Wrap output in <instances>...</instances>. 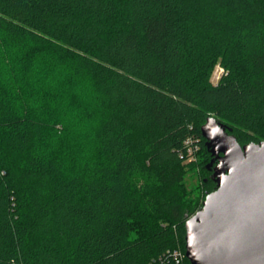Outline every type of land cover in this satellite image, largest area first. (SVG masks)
Segmentation results:
<instances>
[{
    "label": "trees",
    "instance_id": "trees-1",
    "mask_svg": "<svg viewBox=\"0 0 264 264\" xmlns=\"http://www.w3.org/2000/svg\"><path fill=\"white\" fill-rule=\"evenodd\" d=\"M210 118L264 142V0H0V264H190L185 143L205 151V201ZM140 208L169 221L133 236Z\"/></svg>",
    "mask_w": 264,
    "mask_h": 264
},
{
    "label": "water",
    "instance_id": "water-1",
    "mask_svg": "<svg viewBox=\"0 0 264 264\" xmlns=\"http://www.w3.org/2000/svg\"><path fill=\"white\" fill-rule=\"evenodd\" d=\"M230 131L202 127L216 190L186 222L190 264H264V142L241 146Z\"/></svg>",
    "mask_w": 264,
    "mask_h": 264
},
{
    "label": "rangeland",
    "instance_id": "rangeland-1",
    "mask_svg": "<svg viewBox=\"0 0 264 264\" xmlns=\"http://www.w3.org/2000/svg\"><path fill=\"white\" fill-rule=\"evenodd\" d=\"M49 60L50 59L45 58L46 62H50ZM45 66L47 68L49 65H47V63H46ZM51 69H49V71ZM224 72H225L224 68L222 67V65L220 63H218L211 73V78H210L211 84H213V85L218 84L220 79L222 78ZM56 79L59 80V82H61V81H63V76H58V78H56ZM90 95H91V92L89 90V86L85 82H79L76 85V87L74 88L72 97L77 102L86 104L88 97H90ZM70 108H72V107H70ZM74 114L76 116L77 111L75 113L71 112L70 114H68V118L70 117L71 120L73 119L74 123H77V120H75L76 118H75ZM78 128H80V129L83 128L84 130H86L88 128V125H86V123L85 124L80 123ZM74 130H76L75 127H74ZM58 133H60V132L57 131V134ZM84 133H85V131H84ZM77 136L80 138H86V137H84L85 135L83 133H79V134L77 133ZM60 138H62V137H60ZM83 146H84L83 147L84 150H82V152L85 151V153L88 154V157H90L91 159H94L95 155H94V151H93L92 146L89 145L88 143L84 144ZM204 154H205V151L201 149L196 153V156H195L196 161H190V160L184 161V163H185L184 182H183L180 189H181L182 194H183V201L190 208L188 212H194L195 213L196 209L199 207H202V205H203L204 199L200 200V201H198V200H199V198H201V195L203 193L202 180H203V178H205L204 174L202 173V171L200 169V165H199V163H202L206 159ZM208 162L206 161V164ZM135 183H136L137 188H138L137 191H139L141 193L144 192L145 190L146 191L151 190L147 194V196L153 200H160L161 198H163V196H165L163 193H161L158 190V187L156 185V180H154L151 177H148L146 174H144V175L142 173L137 174L135 177ZM137 191H135L136 195L140 194ZM142 196H143V194H142ZM134 220H135L136 230L134 231L133 236H146L147 235L146 230L150 225L156 226V225H159L161 223H167L169 221L167 219H155L154 216L151 214V211L147 210L146 208H140L139 210H137L136 217Z\"/></svg>",
    "mask_w": 264,
    "mask_h": 264
},
{
    "label": "built area",
    "instance_id": "built-area-1",
    "mask_svg": "<svg viewBox=\"0 0 264 264\" xmlns=\"http://www.w3.org/2000/svg\"><path fill=\"white\" fill-rule=\"evenodd\" d=\"M185 144H186V153H187L185 161L186 160L196 161L195 156H196V153L200 150L199 146L197 145V143L195 142L193 138L188 139ZM168 253L170 255V258L175 262V264H182L184 255L180 250L175 249ZM164 263H165V258L161 257L159 259L158 264H164ZM154 264H157V263H154Z\"/></svg>",
    "mask_w": 264,
    "mask_h": 264
},
{
    "label": "flooded vegetation",
    "instance_id": "flooded-vegetation-1",
    "mask_svg": "<svg viewBox=\"0 0 264 264\" xmlns=\"http://www.w3.org/2000/svg\"><path fill=\"white\" fill-rule=\"evenodd\" d=\"M212 169V168H211ZM211 171V170H210Z\"/></svg>",
    "mask_w": 264,
    "mask_h": 264
}]
</instances>
